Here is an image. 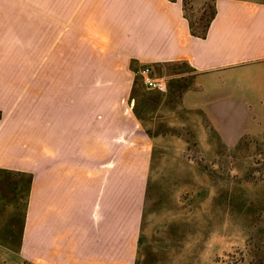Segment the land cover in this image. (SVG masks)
I'll return each mask as SVG.
<instances>
[{
	"label": "crops",
	"instance_id": "0c3cea01",
	"mask_svg": "<svg viewBox=\"0 0 264 264\" xmlns=\"http://www.w3.org/2000/svg\"><path fill=\"white\" fill-rule=\"evenodd\" d=\"M214 4L202 36L183 0H0L36 10L0 24L48 23L52 41V95L0 108V263L139 264L147 121L163 101L201 112L230 144L264 134V0ZM145 65L166 90L142 82Z\"/></svg>",
	"mask_w": 264,
	"mask_h": 264
},
{
	"label": "rangeland",
	"instance_id": "374dc122",
	"mask_svg": "<svg viewBox=\"0 0 264 264\" xmlns=\"http://www.w3.org/2000/svg\"><path fill=\"white\" fill-rule=\"evenodd\" d=\"M214 2L183 0L199 30L210 19ZM0 14L15 20L36 10L0 7ZM48 25L0 24L9 29L0 33L2 110L9 98L52 95L50 87L42 86L46 73L52 74L42 70L51 57L50 52L41 55L44 47H52V41L44 43ZM77 89V98H83L79 90L84 88ZM90 90L92 98L100 92L98 87ZM176 102L163 101L155 123L147 121L156 137L139 264H264V134L230 144L204 114Z\"/></svg>",
	"mask_w": 264,
	"mask_h": 264
},
{
	"label": "built area",
	"instance_id": "2783aa9c",
	"mask_svg": "<svg viewBox=\"0 0 264 264\" xmlns=\"http://www.w3.org/2000/svg\"><path fill=\"white\" fill-rule=\"evenodd\" d=\"M137 75L142 82L149 88H157L160 90H166L167 80L165 77H156L152 74V68L150 65H145L137 71Z\"/></svg>",
	"mask_w": 264,
	"mask_h": 264
},
{
	"label": "trees",
	"instance_id": "16d2710c",
	"mask_svg": "<svg viewBox=\"0 0 264 264\" xmlns=\"http://www.w3.org/2000/svg\"><path fill=\"white\" fill-rule=\"evenodd\" d=\"M214 15H215V4H214V8H213L212 15H211L210 19L208 20V22L205 24V26H204L203 29H201V30L197 29V27L195 25V22L191 21L192 32L194 34H199V35H202V36L205 35V33L207 31V28H208V26H209V24H210V22H211V20H212V18H213Z\"/></svg>",
	"mask_w": 264,
	"mask_h": 264
}]
</instances>
